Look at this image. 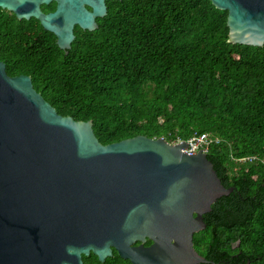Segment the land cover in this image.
Returning <instances> with one entry per match:
<instances>
[{
    "label": "trees",
    "instance_id": "obj_1",
    "mask_svg": "<svg viewBox=\"0 0 264 264\" xmlns=\"http://www.w3.org/2000/svg\"><path fill=\"white\" fill-rule=\"evenodd\" d=\"M105 5L95 29L73 27L66 52L35 18L24 20L25 36L0 18L7 73L29 75L59 114L92 119L104 144L209 135L206 157L233 188L193 232L196 249L215 261L196 264H264V43H230L226 11L210 0Z\"/></svg>",
    "mask_w": 264,
    "mask_h": 264
},
{
    "label": "water",
    "instance_id": "obj_2",
    "mask_svg": "<svg viewBox=\"0 0 264 264\" xmlns=\"http://www.w3.org/2000/svg\"><path fill=\"white\" fill-rule=\"evenodd\" d=\"M55 7L42 12L39 4ZM226 11L230 43H264V0H210ZM17 18H35L64 52L73 27L93 30L105 0H0ZM187 141L137 135L101 143L92 119L59 114L27 74L0 60V264H86L113 247L133 264L213 262L193 232L227 194L206 157ZM150 246H131L135 240ZM239 241L237 242V244Z\"/></svg>",
    "mask_w": 264,
    "mask_h": 264
},
{
    "label": "flooded vegetation",
    "instance_id": "obj_3",
    "mask_svg": "<svg viewBox=\"0 0 264 264\" xmlns=\"http://www.w3.org/2000/svg\"><path fill=\"white\" fill-rule=\"evenodd\" d=\"M39 7H40V10L42 12H44V13L50 12V11H52L54 9L55 3L53 1H50L47 4H39ZM0 18H2L4 20L3 23L10 22L11 25H13V26L16 25V24L19 25L20 28L18 30V34L15 35V36H25V34H26V28H25V22H24V20H26V19H24V18H17L12 11H10L8 9H5V8H1V7H0ZM30 18H33V17H30ZM6 29L7 28H5V27H2V26L0 27V30H3V31H5ZM2 36H7V33H5V32L2 33L1 32L0 33V37H2ZM0 60L5 63V61L3 59H0ZM5 68H6V63H5ZM151 243H152V240L149 239L148 237H146L144 239V241L135 240L132 243H130V245L131 246H137V245L140 244L142 246H150ZM110 248H111V254L110 255H106L103 260H100L98 258V256L94 252L90 251L88 254H83V255H88L89 256V259L88 260L84 259L83 258V255H82L83 261L86 264H133L131 262V260H129L128 258L121 257L118 254V251L115 248H113V247H110Z\"/></svg>",
    "mask_w": 264,
    "mask_h": 264
},
{
    "label": "built area",
    "instance_id": "obj_4",
    "mask_svg": "<svg viewBox=\"0 0 264 264\" xmlns=\"http://www.w3.org/2000/svg\"><path fill=\"white\" fill-rule=\"evenodd\" d=\"M180 141L182 140L179 139L175 142H180ZM186 141H187V147L182 148L186 152H194L198 148L206 152L212 139L207 134H194L190 138L186 139Z\"/></svg>",
    "mask_w": 264,
    "mask_h": 264
}]
</instances>
